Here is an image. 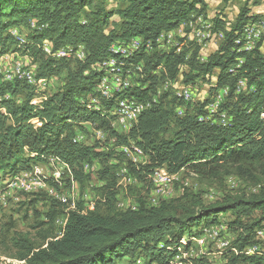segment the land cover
I'll return each mask as SVG.
<instances>
[{"label":"trees","instance_id":"obj_1","mask_svg":"<svg viewBox=\"0 0 264 264\" xmlns=\"http://www.w3.org/2000/svg\"><path fill=\"white\" fill-rule=\"evenodd\" d=\"M250 1L247 0L231 31H220L224 34L220 50L202 63L197 59L198 47L187 60V49L178 54L167 53L158 49L156 40L190 22L193 16L202 15L206 20V0H0V59L10 53L29 54L39 63L36 80L44 82L75 60L74 57H57L59 52L54 58L48 57L43 50L45 43L52 50L69 47L71 54L82 46L86 54L84 60H75L76 69L69 71L67 82L50 97L34 90L19 104L14 97L35 86L18 80L0 85V183L7 174L33 171V167L41 163L52 169L59 163L65 166L64 182L62 178L39 176L59 193L73 190L66 180L72 185L76 181L83 185L93 178L92 171L84 173L83 165L111 157L114 150L99 153L97 146L75 143L73 126H82L91 120L104 124L113 119L116 99H106L96 92L107 73L106 69L97 68V64L116 59L125 67L143 65V73L135 76L133 87L122 98L148 100L160 90L157 85L174 84L182 77L183 85L190 87L199 78H210L216 70L220 85L230 86L227 100L236 97L233 105L226 101L222 105L229 118L223 125L211 120L201 122V117H207L204 109L194 113L184 111L183 116H178L176 110L182 100L175 96L168 100L170 95L162 91L157 104L142 113L129 135H117L120 145L128 150V155L123 153L125 156L130 152L147 156L149 160L140 170L132 167L131 162L129 175L166 168L171 175L187 171L203 181L235 175L261 187L258 194L227 195L206 205L200 201L172 200L148 206L139 199L137 209L118 211L111 205L118 165L103 162L98 177L105 182L101 193L108 212L96 210L84 214L81 204L73 211H66L68 217L61 235L56 234L57 229L56 236H45L40 248L27 237L14 239L16 261L22 264H114L118 259L130 257L132 264H140V260L143 264H187L191 259L201 258L185 255L176 261L180 250H192L194 238L199 236L202 227L219 225L216 229H220L221 218L228 216L232 220L226 224L237 232L234 244L240 249V254L232 256L229 264H264V251L254 254L243 251L246 246L249 249L263 243L255 239L257 232L264 229V120L261 118L264 40L258 42L252 52L235 45L247 25L261 22L251 16L247 8ZM200 19L202 25L212 24ZM212 21L215 30L224 28L219 17ZM14 30L26 43L13 35ZM133 39L153 42L155 51L141 52L130 59L110 53L112 44ZM239 41L244 42L240 44V48H244L245 36L239 37ZM242 61L238 68L237 64ZM240 79L253 90L236 93ZM89 96L99 99V105L88 100L89 107L86 102ZM35 98L42 101L34 105ZM35 120L39 125L33 123ZM172 123L173 130L170 129ZM36 203V199L30 201V205ZM66 207L68 205L53 203L45 215L46 221L39 227L55 226L56 218L64 215ZM254 214H258L257 217L254 218Z\"/></svg>","mask_w":264,"mask_h":264},{"label":"rangeland","instance_id":"obj_2","mask_svg":"<svg viewBox=\"0 0 264 264\" xmlns=\"http://www.w3.org/2000/svg\"><path fill=\"white\" fill-rule=\"evenodd\" d=\"M246 3L247 0H206V4L208 7L206 11V20L202 15L200 16V18H202L205 23H212V28H214V22L212 20H214V18L219 17L223 22L224 28H218L215 32L231 31V29L236 23L237 17L241 13L242 9L246 6ZM247 8L251 10L252 17H258L259 19L257 21H261L259 23H264V0H252L249 2ZM193 22H195V16H193L190 20L191 27L193 25H196ZM190 26H186L187 28L184 27L183 30L182 24L180 26V30L176 31L179 36H176V41H174L175 44L181 46L182 52L184 51V49H187L189 51L188 53L192 54V52L195 51L196 47L194 46V44H191L192 42L187 38L189 33L186 31L190 30ZM12 33L15 36H19L20 41L26 43V39L18 35L17 30H14ZM27 33V31L23 30L24 35L28 36ZM221 43V40L219 41L215 39L213 43L210 44V46L208 45V48L206 49L207 55L216 54L221 48ZM262 49L264 50V41ZM162 51L168 53L171 50ZM46 54L48 55V52ZM76 56V52L74 54L72 53L71 57H68V55H57V57H67L68 59L73 57L75 58ZM12 58H21L23 63L27 66L28 70H33V72L38 75L37 72L39 71V63H36L29 54H20L18 56L17 54L10 53L7 55V59ZM70 62L71 64H69L67 69H62L60 73L48 78L47 81H44V85H48L49 82V85L46 88L38 89L32 87L30 89L23 90V93H20L14 97L16 102L19 104L24 102L27 95L34 90V92L39 95H45L46 97L52 96L67 82L69 71H74L76 69L77 61L71 60ZM5 65L6 64H3V67H5ZM10 65L11 64H7L6 68L10 67ZM185 70L186 69L183 68V71ZM142 73L143 71L134 75L139 76ZM218 76L219 71L216 70L210 78L206 77L204 79H197L190 86L192 87L194 94V96H192L191 102H187L181 97H179V100H182V102L178 104L177 110L180 109L190 113L198 112L199 109L203 110L205 109L207 103L209 101H212L213 98L216 97L219 93H222L223 95V104L226 101L227 104L233 105L235 103L236 97L234 100H227L229 91L227 92V94H225L223 90L230 89V86L228 84L220 85L221 83L218 82ZM135 82V84L138 85L139 82L137 80ZM2 83H4V81L0 76V85ZM177 83L175 81V85L171 84V82H166L161 86L157 85L159 86L160 90H157L156 94L152 95L150 97L152 99L149 100H156L158 102L161 95L163 94L162 91L164 93L167 92L170 95L168 100L173 99L174 96H178V90L176 89ZM130 88L131 86H128L125 90H129ZM235 89L237 91V85ZM252 90L253 89L249 90L247 87V90H241V93H247ZM90 98L91 96L87 97L86 100L89 107L90 103L88 100ZM41 101L42 98H35L32 103L34 105H38ZM178 113L179 112H177V115L180 116ZM110 118H112V115L110 116ZM115 119L116 118L113 117V119L109 120V122H105L104 124H99L100 120H95V122H92L91 120L89 122H84L82 126H73V135L75 136L74 139L78 135H82L83 145L89 147L97 146V151L99 153H108L109 150H114V153L111 157L104 158L101 161L95 160L92 162V164H90V166L93 168V174L91 173L93 178L86 181L83 185H81L77 181L74 182L73 185L70 181H65L67 185L71 186V189H75V193L73 194H76L77 197L75 198V196L72 195V200L71 202L69 200L68 205L70 203H76V205L81 204V211L84 214L91 212V210L88 209L86 206V204L90 201L95 203L94 211L99 210L101 213H107L109 210L107 209L108 204L106 203V199L101 193V190L103 189L102 187L105 185V182L100 181L98 177V172L102 169L103 162L111 165H118V170L116 171L117 181L116 184L112 186L113 190L111 192V194L113 195L111 199V205L113 204L114 208L118 211H123L122 209H124L125 206L130 205H133L135 208L139 207V199L144 200L145 204L147 203L148 206H159L164 201L172 200H179V202L183 203H193L195 201H200L206 205L214 203L227 195H235L242 193L246 195L258 194L261 190V187H255L252 182L239 178L235 175L219 177L218 179L210 181H203L198 179L195 174L187 171H181L177 176V180H173V184H168L167 190H157L151 180L153 173L147 172L145 170L144 171L146 173H142L141 175L131 174L133 179H136V182L133 183V185L127 186V188H125V183L123 182H125V180H127L126 182H128V172L129 168L131 167V162L133 163L132 167L138 168L140 170L142 167H144V165H148L149 160L146 162V160H140L139 158H147V156H137L133 155L132 153L130 154V152V156H125L121 152L120 147L122 145H120V143L118 142L117 135L127 136L129 134H120L118 131H116L117 129H114L111 126V123H115ZM33 123L39 125L37 120L33 121ZM170 129H174V123L171 124ZM85 164L83 165L84 173L87 172H85ZM35 167L39 168L38 172L36 171V169L38 168L35 169ZM125 169H127V172L123 171ZM51 171L52 168L50 165L41 163L34 166L33 171L32 169L26 171H19L15 174H7L1 178L0 264H22L16 261L17 249L14 248V239H17L19 237H27L31 241H33V243L36 245V248H40L44 245L45 236L52 237L54 235L56 236V234L58 235V228L56 226V223L55 226L52 224H48L39 227L40 223L46 221L45 215L49 211L51 205L53 203L58 202L55 200H51L44 192L40 194H35L20 189L19 187L22 186V183H20V181H16L15 179L21 176H32L39 178L38 175H43L45 177L50 175ZM88 173L89 172H87L86 174ZM122 173H124V175ZM49 183L51 184V181ZM34 199L37 200V203L35 205H30V201ZM67 210L69 209L66 207L63 210L64 213ZM62 215L58 217H62ZM257 215L258 214H254L253 217L255 218L257 217ZM230 220H232V218L228 216L225 218H221L223 224H220L221 228L218 233L217 230H213L215 231V233L205 235L203 233V230L207 229L208 227H202L199 236L195 240V243L193 241V246L191 248L192 250H190L189 252H184V249L180 250V255H182V257H180V260L185 257V255H187L192 257L199 256L201 258V260H198L199 258L191 259V262L187 264H229L232 256L240 254V249L234 244L238 234L235 230L229 228L226 224V222ZM55 230L57 231L56 234ZM196 230L197 229H195V231ZM218 235H221V237L218 238ZM204 236L205 239L202 244L199 241ZM219 239H225L226 241H230L231 247L228 250L227 248H225V251H221L219 249ZM260 241H262L263 243H260L261 245H259V247H264V240L261 239ZM132 261L133 260H131L130 257H124L115 261L114 264H132ZM141 263L143 264L142 260H140V264Z\"/></svg>","mask_w":264,"mask_h":264},{"label":"built area","instance_id":"obj_3","mask_svg":"<svg viewBox=\"0 0 264 264\" xmlns=\"http://www.w3.org/2000/svg\"><path fill=\"white\" fill-rule=\"evenodd\" d=\"M195 24L196 25H193V27L194 26L195 27L194 28L192 27V37H190V39H191V42L194 44V46L199 48L197 59L200 62L204 63L209 57V55H207V50H206L208 48V45L210 46V44L213 43L215 39L222 41L224 39V34L222 32H215L216 31L215 25H214L213 30H206L205 28H202L200 16L195 17ZM42 27L40 26V28ZM179 30H180V27L175 31L162 34L156 40V43H159V50H172L176 52V54L181 53L182 52L181 46L175 44L176 36H179V34H177L176 31H179ZM252 33H259V40H255V41L260 42L264 37V27H257L256 25L250 24V27H247V29L242 30V33L239 37H242L245 35H252ZM239 37L235 41L236 47H239V49L251 50V46L249 48H240ZM152 43L153 42L151 41H144L143 39H133L129 42H116V47L112 49H119L121 51L122 48H129L130 54H132V52L136 50H143L146 52V49H152ZM65 49L66 47H63L58 50H47L48 57L54 58L55 53L65 52ZM79 51H85V50L84 48H81ZM190 55L191 53H188V55L186 56L187 60L189 59ZM74 59L78 60L77 56ZM3 64H6L5 67H3ZM7 64H11L10 67L6 68ZM242 64L243 62L240 64H237V67L239 68ZM118 66H122V65H115V67H118ZM97 68H101V66H98ZM234 73H235V70H234ZM0 76L2 77V80L19 79V76H26L29 79L28 68L23 63L21 58H12V59H8L7 61L0 62ZM134 79H135V75H130V74H127V77H114L113 76L109 78V80L103 81L99 85V87H106L105 95H107L108 97L118 98L124 95L123 86H131V88L133 87ZM178 80H177L178 83L176 82L177 83L176 86H178L179 88V96H194L192 87H184L182 77L179 78ZM30 81H35V88H38V89H44L49 85V82H48V85H41V83L38 81V78L37 80H30ZM247 87H248L247 82L243 79H240L237 83L236 93H241V90L246 91ZM228 91L229 89L223 90L225 94H227ZM179 96H175V97L179 99ZM89 100L95 101L94 97L92 96ZM222 104H223V95L222 93H219L216 97L213 98L212 101H209L207 103L204 109L205 112L207 113V116H214L215 119H218V120H229L226 111L222 109ZM177 112H179L178 114L180 116L184 115L183 110L179 109L177 110ZM261 118L264 119V114L261 115ZM131 123H138V122L135 120V113L130 112V120L128 122H119L118 120L115 119V123L111 124V126L114 129H117V131L120 134H128V131H130ZM82 139H83V136L80 135V140ZM120 150L122 153H125V155H128L126 151V146L122 145L120 147ZM139 158L140 160H146V162L148 161L147 158H141V157ZM36 170H39V169H36ZM122 174L124 175V173ZM54 176H61L64 182V177L67 176V174H65V170L59 169V174L54 175ZM174 177L175 176H169L168 173H161V168H160V176L153 177L151 178V180L157 190H165V189L167 190L168 184H173ZM17 181H20V183H22V186L19 187L20 189L26 192H32L35 194H40L44 192L51 200H55L58 202V192L54 191L51 187H44L43 185L39 183L38 180H35V178H31V176H21L17 179ZM127 186H130V185H128V182H126L125 180V188H127ZM76 207H78V204L76 205ZM89 207H92V201L88 203V209ZM125 208L137 209L133 207V205L125 206ZM214 229H216V227ZM216 230L218 233L220 229H216ZM219 237H221V235L220 236L218 235V238ZM204 239H205V236L202 237L199 242L203 244ZM255 240H259V239H255ZM219 241H220L219 249L221 251H225V247L231 246L230 241H226L225 239H219ZM243 251H246L250 254H254L260 251H264V247L261 246V248H257V249H247V246H246Z\"/></svg>","mask_w":264,"mask_h":264},{"label":"bare ground","instance_id":"obj_4","mask_svg":"<svg viewBox=\"0 0 264 264\" xmlns=\"http://www.w3.org/2000/svg\"><path fill=\"white\" fill-rule=\"evenodd\" d=\"M200 21L202 23V20L201 19H200ZM193 23H195V22H193ZM190 25H191L190 22L183 23V30H184V27H186V26L189 27ZM251 25H256L257 27H264V23H253ZM212 26H213V24H207V25H202V28H205L206 30H212V29H214V28H212ZM33 27H35V24H33ZM192 27L190 26V30L186 31V32L189 33V35H188L187 38L190 41H191L190 37H192ZM247 27H250V24L247 25L244 29H247ZM185 36H187V35H185ZM255 40H259V33H252V35H245V46H244V48H249L250 46H251V50L253 48H255V46L259 42V41H255ZM241 43H244V42L239 41V44H241ZM157 44H158V49H159V43H157ZM241 46L242 45H240V47ZM115 47H116V43H114V44L111 45L110 50H109L110 53L112 55L121 56V57L126 58V59L133 58L136 54H139L141 52H145L143 50H136V51L132 52V54H130V49L129 48H122L121 51H120L119 49H112V48H115ZM81 48H84V47L80 46L76 54H77V57L79 58V60H84L86 58V54H85V51H79ZM43 50L47 53V50H52V48H51V46L48 43H45L43 45ZM245 50L246 51H251V50H247V49H245ZM154 51H155V46L152 43V49H146V52L145 53H148L149 54V53H153ZM58 55L59 56H62V55L63 56H66V55H68V57H71V49L69 47H66L65 52H59ZM7 60H8L7 59V55H5V56H3L0 59V62H4V61H7ZM115 65H122V66L115 67ZM98 66H101V68H99V69H106L107 70V73L100 80V82H99V84L97 86L96 92L99 93V94H101L102 96H104L106 99H116V104L117 105H116V107L114 109L113 117H115L116 120H118L119 122H128L130 120V112L131 113H135V120L138 122V119L142 115L143 112L145 113L146 110L150 109L154 104H157V101L156 100H149V99L148 100H144V101H135V100H131V99H128V98H122V97L111 98V97H108L107 95H105L106 94V87H99V85L103 81H107V80H109V78H111L113 76L114 77H127V74L134 75L136 73H141V71L143 69V67H142L143 65L142 66L138 65L137 67L136 66L125 67V64L124 63L123 64H119L116 59H111V60H109L107 62H104V63H101V64L100 63L97 64V67ZM28 76H29V79L30 80H36V75H35V73L32 70H28ZM29 79L26 76H19V79L18 80L26 81L28 84L35 86V81H30ZM15 80L16 79L3 80V81L4 82H14ZM40 83H41V85H44L45 84L44 82H40ZM183 86L184 87H189V86H186V85H183ZM126 87H128V86H123V94L126 91H128V90H125ZM176 89L178 90V96H179V88H178V86H176ZM179 97L183 98L187 102H191V100H192V96H179ZM150 99H152V98H150ZM98 100H97V98H95V101L93 100V102L95 104L99 105L98 104V102H99ZM262 114H264V112ZM199 120L201 122L206 121V120H211V122L213 121L214 123H219V124H223V125H226V123H227V120H218V119H215L214 116H207L205 118L204 117H201ZM111 124H114V123H111ZM136 124L137 123H131L130 124V130ZM74 141H75V143H82L83 142L82 140H80V135H78L74 139ZM126 151H127V148H126ZM84 167H85V171H87V172L93 170V168L90 166V164H85ZM59 169L60 170H65V166L63 164L59 163L57 168L52 169V171H51V173H50L49 176H53L55 179H60L61 176H54V175H58L59 174ZM36 171L38 172L39 170H36ZM123 171L127 172V169H125ZM161 173H168V172H167L166 168L165 169L162 168L161 169ZM168 175L169 176H175L173 180H177V176L178 175H171L169 173H168ZM38 176H40V175H38ZM157 176H160V169L156 170L152 174V178L153 177H157ZM31 178H35V180H38L39 183L41 185H43L44 187H49L46 183L42 182L40 180V178H38V177H32V176H31ZM15 179L17 181L18 177L15 178ZM135 182H136V179H133V177L131 175H129V173H128V185H133V183H135ZM123 183H125V182H123ZM73 193H75V189L74 188H73V192L71 191L70 193H67V194L66 193H59L58 192V202L59 203H62L64 205H68L69 200H70V202L72 200L71 199L72 195H74L75 198H77L76 197V194H73ZM86 206L88 208V203L86 204ZM67 208L69 209L67 211H73L74 209H76V203H70ZM89 209L91 210V212L94 211V209H95V203L94 202H92V207H89ZM67 217H68V215L64 213V215H62V217H57L56 220H55L56 226L58 228V236L61 235V229L65 225V222H66ZM213 230H215V229H204L203 230V233L205 235H210L211 233H215V231H213ZM263 230L264 229L259 230L257 232L256 239H259V240L263 239L264 240V231ZM229 247L230 246H227L225 248L228 249ZM257 248H260V247L259 246L258 247H251L249 249H257ZM180 257H182V255H180V254L177 255L176 256V261H179L180 260Z\"/></svg>","mask_w":264,"mask_h":264},{"label":"crops","instance_id":"obj_5","mask_svg":"<svg viewBox=\"0 0 264 264\" xmlns=\"http://www.w3.org/2000/svg\"><path fill=\"white\" fill-rule=\"evenodd\" d=\"M217 226H219V225H214V226H212V227H208L207 229H214L215 227H217ZM197 238H194V242H195V240H196Z\"/></svg>","mask_w":264,"mask_h":264},{"label":"clouds","instance_id":"obj_6","mask_svg":"<svg viewBox=\"0 0 264 264\" xmlns=\"http://www.w3.org/2000/svg\"><path fill=\"white\" fill-rule=\"evenodd\" d=\"M61 216V215H60Z\"/></svg>","mask_w":264,"mask_h":264}]
</instances>
